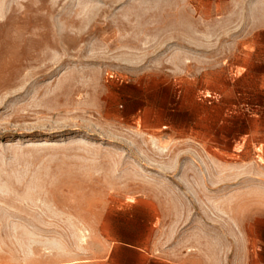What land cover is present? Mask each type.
<instances>
[{
  "label": "rangeland",
  "instance_id": "rangeland-1",
  "mask_svg": "<svg viewBox=\"0 0 264 264\" xmlns=\"http://www.w3.org/2000/svg\"><path fill=\"white\" fill-rule=\"evenodd\" d=\"M253 224L264 0H0V264H264Z\"/></svg>",
  "mask_w": 264,
  "mask_h": 264
},
{
  "label": "crops",
  "instance_id": "crops-1",
  "mask_svg": "<svg viewBox=\"0 0 264 264\" xmlns=\"http://www.w3.org/2000/svg\"><path fill=\"white\" fill-rule=\"evenodd\" d=\"M137 217L145 219L150 227H154L155 217L152 214L147 213ZM245 231L248 232L246 235L248 238H264V227L260 228L256 224L246 226ZM154 250L157 249L154 248ZM124 251L127 252L125 260L131 261V264H198L196 261H190L188 263H183L181 260L177 262L171 261L165 255L156 256L153 252V247L151 245L146 246L142 239L135 244L126 245ZM110 264H117V259H114V262ZM204 264L209 263L205 262Z\"/></svg>",
  "mask_w": 264,
  "mask_h": 264
}]
</instances>
